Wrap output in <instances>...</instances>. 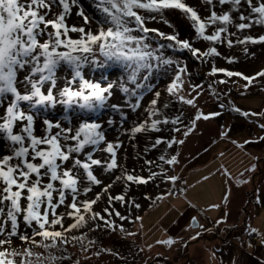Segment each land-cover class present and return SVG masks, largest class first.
<instances>
[{
    "label": "snow or ice",
    "instance_id": "1",
    "mask_svg": "<svg viewBox=\"0 0 264 264\" xmlns=\"http://www.w3.org/2000/svg\"><path fill=\"white\" fill-rule=\"evenodd\" d=\"M177 10L187 35L170 18ZM256 44L264 46V0H0V264H81L72 251L77 247L87 254L84 261L106 253L128 264L99 233L138 234L126 227L142 220L133 211L142 207L131 195L133 185L153 204L178 196L183 203L172 205L178 213L184 207L197 212L184 230H198L155 244L186 249L206 233L226 237L235 230L224 207L231 186L220 202L199 205L177 169L201 120L225 111L264 118V109L245 110L231 98L240 80L241 95L256 77L264 87V67L252 74L230 67L240 58L237 50L254 57ZM191 60L199 62L195 71ZM201 71L197 83L193 77ZM204 96L214 98L218 110L205 111ZM253 122L259 135L235 140L231 126L221 124L218 137L247 151L264 143V123ZM129 148L139 169L127 166ZM252 159L236 176L224 163L219 169L243 185L258 171L264 177L262 157ZM213 176L209 170L200 181ZM150 184L163 190L153 195ZM255 191V203L264 205L261 189ZM237 239L238 250L264 249V231L250 220ZM231 264L245 262L233 256ZM257 264H264V251Z\"/></svg>",
    "mask_w": 264,
    "mask_h": 264
},
{
    "label": "rangeland",
    "instance_id": "2",
    "mask_svg": "<svg viewBox=\"0 0 264 264\" xmlns=\"http://www.w3.org/2000/svg\"><path fill=\"white\" fill-rule=\"evenodd\" d=\"M88 2L89 0H85L86 4ZM186 2L197 3V0H186ZM89 10L91 11V8ZM170 18L177 23L182 35L188 34L189 26L184 22L178 10ZM250 52H255L256 55L254 57L250 54L245 55L237 50L240 58L238 62L230 65V67L242 70L247 74H252L264 67V46L260 44L253 45L250 48ZM220 62L224 63L223 61ZM198 63L195 60L190 61V67L193 71H195ZM203 75L204 72L201 71L196 73L193 79L198 83ZM159 79L157 78V80ZM233 79L239 78L234 77ZM255 79L257 83L250 86V91L246 95L240 94L243 92L241 85L244 83V81L240 80V83L234 87L231 98L241 108L245 110L251 108L259 112L264 109V87H261V77H256ZM220 87L224 88L223 85ZM236 89H239V91H236ZM200 106L205 111L218 110L215 99H209L208 96L202 98ZM180 107L181 105L179 104L175 105L177 109ZM184 110L186 113L193 111L190 107H186ZM255 120L264 123V118L252 117L250 119L230 111H225L219 118H211L208 121L201 120L199 129L190 135L184 146L182 164L177 169V172L191 185L188 192L189 198L199 205H206L208 202H220L225 190L231 186L229 201L224 207L230 211L231 215L228 223L235 224V230L230 229L226 237L224 234L206 233L201 239H198L186 249L176 245L169 248L167 245L155 244L154 241L162 240L168 234L184 236L186 239L189 232L198 230H184L185 225L189 222L190 215H196L197 212L189 207H184L178 213L172 207L173 204L183 203V198L178 196L164 201H156L153 204L151 200L141 195L142 188H137L133 185L131 195H134L137 201L142 204L140 209H134L133 211L135 215L141 216L142 220L128 221L126 227L129 231L139 230L138 234L135 237H125L120 233H99V238L103 245L112 247L119 251L121 256L127 257L128 264H143L145 259L148 260V264H155L156 260L162 261L163 264H220L221 261H223V264H231L233 256L244 261L245 264H257L260 259V250L264 251V249L257 247L254 252L250 249L238 250L239 240L237 237L243 234V229L249 220L254 227L264 231V205L255 203L256 188H260V194L264 195V177H261L258 171L249 183L238 186L234 180H227L222 175L219 165L221 163L226 164L233 176H236L238 173L243 172L250 163L254 162L252 159L253 155H259L262 157L260 161L261 169H264V143L250 144L246 146L247 151H245L228 140L218 137L221 124L231 126L230 135L235 140L243 141L249 136L259 135L260 129L253 122ZM164 134H168L167 130H165ZM153 135H156V133H153ZM213 140H216L215 145L212 144ZM222 151L226 153L223 157L219 156ZM197 152H199V156H196ZM134 156L135 154L129 148L127 166L130 169H139L141 161L135 159ZM149 156L153 160L156 159V154L150 153ZM193 156L196 157L195 160L192 159ZM209 170L214 172V176L206 182L200 181V176L202 174L206 175ZM248 175H251V173H244L245 178ZM146 187L147 191L153 195L163 190V186L156 188L150 184ZM150 204L152 207H149ZM119 208L124 211L123 205H120ZM216 215V212H209V216L214 217ZM201 222H203L202 219ZM141 224L143 227H140ZM165 228L168 229L167 232L164 231ZM147 244H153V247L148 249L146 247ZM138 248H143V252H138ZM210 249L216 251L215 261L210 259ZM72 251L81 257V264H123L119 258L106 253L102 254L101 257H92L89 261H84L82 258L87 255L86 253H80L78 247L72 249ZM130 252L135 256L134 262L132 257L129 256ZM157 252L162 253V255L156 256Z\"/></svg>",
    "mask_w": 264,
    "mask_h": 264
},
{
    "label": "trees",
    "instance_id": "3",
    "mask_svg": "<svg viewBox=\"0 0 264 264\" xmlns=\"http://www.w3.org/2000/svg\"><path fill=\"white\" fill-rule=\"evenodd\" d=\"M260 253H261V250H260Z\"/></svg>",
    "mask_w": 264,
    "mask_h": 264
},
{
    "label": "crops",
    "instance_id": "4",
    "mask_svg": "<svg viewBox=\"0 0 264 264\" xmlns=\"http://www.w3.org/2000/svg\"><path fill=\"white\" fill-rule=\"evenodd\" d=\"M212 217V216H211ZM215 217V216H214Z\"/></svg>",
    "mask_w": 264,
    "mask_h": 264
}]
</instances>
